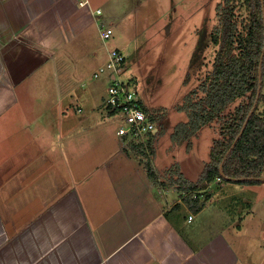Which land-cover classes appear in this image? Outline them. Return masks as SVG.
I'll use <instances>...</instances> for the list:
<instances>
[{"label": "crops", "instance_id": "1", "mask_svg": "<svg viewBox=\"0 0 264 264\" xmlns=\"http://www.w3.org/2000/svg\"><path fill=\"white\" fill-rule=\"evenodd\" d=\"M81 1L0 0V264H264V218L254 210L243 217L237 203L254 205L243 197L249 185L215 181L194 212L185 188L167 178L177 164L185 180L197 181L177 161L156 168L155 151L153 183L140 154L99 130L104 98L98 106L96 89L88 93L93 107L86 116L78 109L79 117L60 115L61 105L69 108L62 97L68 101L78 84L69 63L83 54L82 70L72 69L81 77L89 59L101 61L98 68L110 53L88 39L106 20L93 10L98 0ZM49 35L48 55L31 50ZM71 115L69 127L64 119ZM62 120L64 129L56 131ZM97 138L105 151L84 162ZM99 165L105 175L98 178ZM230 208L240 217L225 213Z\"/></svg>", "mask_w": 264, "mask_h": 264}, {"label": "rangeland", "instance_id": "2", "mask_svg": "<svg viewBox=\"0 0 264 264\" xmlns=\"http://www.w3.org/2000/svg\"><path fill=\"white\" fill-rule=\"evenodd\" d=\"M220 1L98 0L97 3L95 0L97 4L93 7V10L99 9L102 12L103 18L106 19L104 20V26L107 29H112L113 35L109 40L104 41L100 39V29L97 30L96 28L91 30L88 36V39L93 41L91 48L97 49L108 46L110 52L118 50L126 55L121 78L135 86L134 89L138 92L145 110L148 111L147 113L160 121L159 123L157 122V134L151 136L150 141L148 140L153 145L154 150L158 151L155 167L160 168L162 166L165 168L169 162L174 161L175 163L177 161L185 175L193 181L199 179L205 165L210 161V152L214 140L218 137L216 128L218 129L219 125L216 123L214 127L206 126L200 130L199 135L192 138L190 149L187 147L188 142L177 145L173 142V134L180 124L188 122V115L179 111L177 107L183 103L186 95L194 88H197L212 70L218 47L213 45L211 36L218 23L216 7ZM235 3L238 9V21L242 22L248 19L250 12L247 0H235ZM112 7V16L109 17V10ZM115 17H117L116 21L114 20ZM96 39L99 40L96 41ZM201 42L205 46L204 50L199 49ZM82 57L83 54L79 55V60L69 63L70 68L68 70L70 75L73 76L74 81L78 84L71 91L72 94L68 95V101L66 97L65 99L62 97V102L69 104V108L65 109V105L60 104L63 109L60 115L64 116L73 112L75 117L86 116L90 112L91 107H93V101L88 93L91 88H94L96 89L95 98L99 100L98 106L102 104V99L104 98L102 111L98 114L103 113L105 118L99 130L103 131L104 134L103 128L106 129L108 137L118 143L120 140L118 131L126 125V122L124 117L118 112L107 115L109 110L105 104L112 82L107 74H102L97 79L93 77L95 71L102 66L97 68L101 61L95 64L89 59L86 62L89 67L84 71V76L81 75L80 77L75 73L73 74L72 69L74 72H77V68L82 70L84 64ZM74 58L76 57H72V59ZM82 81L85 83L84 87L81 86L83 84L81 83ZM262 84V93L264 95V74ZM78 91L82 92V98H77L75 92ZM239 104L240 101L234 104L231 107V111ZM96 105L97 103H95V107ZM77 109L78 115L80 113L79 116L75 113ZM64 120H66L65 122H67L69 127L73 125L71 124L72 115L71 118L67 117ZM60 128L64 129L63 120L61 125L60 123L57 124L55 130L59 131ZM97 140V144L93 143L94 147L85 150L86 159L84 160L83 157L81 160L85 162L90 157L100 160L97 154L101 150L105 151L106 145L104 144V139L97 138ZM147 145L148 143L143 149L145 155L151 161L152 157L149 155L150 152ZM85 146H87V143ZM131 149L135 152V155H138L139 151L137 153L135 149ZM113 160L114 165L118 166L119 158L116 154ZM146 162L147 160L144 159L143 163L146 164ZM135 164V160L134 162L127 160L125 166L129 169H135ZM176 165L172 168L179 172L178 165ZM79 166L84 167L83 165ZM99 167L100 165L96 171L98 178L105 175ZM172 168L167 173V178L169 176L168 180L170 182H174L177 179V175L172 176ZM216 182L224 181L216 179ZM224 183L229 185L231 182ZM243 185H249L246 187L250 190L243 197L250 198L254 204L248 206L237 199V203L244 207L242 208L243 217L245 212L250 210L252 214L254 210L258 217L264 218V204L259 200V198L264 199V181L253 185ZM208 191L209 189L186 191L185 197L190 195L188 194L189 192L191 194L192 192H198V194L202 192L205 195L209 194ZM193 199L200 198L193 197ZM230 210L226 209L225 213L232 218L240 217L241 211L236 212L232 208Z\"/></svg>", "mask_w": 264, "mask_h": 264}, {"label": "trees", "instance_id": "3", "mask_svg": "<svg viewBox=\"0 0 264 264\" xmlns=\"http://www.w3.org/2000/svg\"><path fill=\"white\" fill-rule=\"evenodd\" d=\"M247 2L250 14L242 22L238 21L235 0H221L217 4L218 23L211 41L218 48L212 70L177 107L188 115V122L180 124L173 134V142L177 145L188 142L190 149L192 138L197 137L200 130L206 126L214 127L216 123L219 125L210 161L199 179L189 182L178 171L172 173L177 175L173 183L186 191L206 190L217 178L224 182L253 185L261 181L250 178L264 176V95L263 84L259 81V66L264 50V4L262 0ZM204 48L201 42L199 49ZM238 101L240 104L231 111ZM150 117L155 123L160 122L154 116ZM147 143L152 157L155 150L153 145ZM144 147L131 144V148L137 153L139 151L138 155L147 160L145 168L149 178L153 183H158L159 177L152 160L145 155ZM222 163L223 174L220 170ZM244 178L249 180H242ZM188 194L184 201L194 212L200 210L209 199L208 194L203 195L202 200L193 199V192Z\"/></svg>", "mask_w": 264, "mask_h": 264}, {"label": "built area", "instance_id": "4", "mask_svg": "<svg viewBox=\"0 0 264 264\" xmlns=\"http://www.w3.org/2000/svg\"><path fill=\"white\" fill-rule=\"evenodd\" d=\"M81 6H87L88 0L81 1ZM95 14L101 15L100 10H95ZM101 36L104 41L109 40L113 35L112 29H107L104 23L101 22ZM126 56L118 50H113L109 53V59L106 64L100 67L94 73V78H99L102 74H107L112 84L109 87V94L106 101V108L110 115L120 113L126 122V125L121 127L118 135L125 140L126 146L131 147V144L146 146L152 135L158 132L157 123H155L150 115L146 112L138 92L127 81H124L122 76V68L125 65ZM220 181V178H217ZM194 198H203V193H193ZM193 216L189 217L192 221Z\"/></svg>", "mask_w": 264, "mask_h": 264}, {"label": "clouds", "instance_id": "5", "mask_svg": "<svg viewBox=\"0 0 264 264\" xmlns=\"http://www.w3.org/2000/svg\"><path fill=\"white\" fill-rule=\"evenodd\" d=\"M30 47L33 51H40L41 55H48L49 50H52L54 48V37L49 35L38 44L32 45ZM129 149L131 148L129 147Z\"/></svg>", "mask_w": 264, "mask_h": 264}, {"label": "water", "instance_id": "6", "mask_svg": "<svg viewBox=\"0 0 264 264\" xmlns=\"http://www.w3.org/2000/svg\"><path fill=\"white\" fill-rule=\"evenodd\" d=\"M262 2H263V4H264V0H262ZM264 10V9H263ZM263 61H264V50H263V54H262V57H261V60H260V66H259V81H260V83H262V79H263ZM253 111L254 110H252V112H250V114H249V118H250V116L252 115V113H253ZM247 123H248V121L245 123V125H244V128H243V130L242 131H244L245 130V128H246V126H247ZM240 138V136H238V139ZM236 145V142L234 143V145H233V147ZM223 163L221 164V167H220V170H221V173L223 174ZM242 180H249V179H247V178H244V179H242ZM250 180H255V181H264V176H262V177H258V178H254V179H251L250 178Z\"/></svg>", "mask_w": 264, "mask_h": 264}]
</instances>
